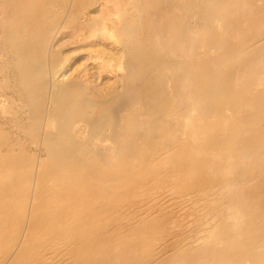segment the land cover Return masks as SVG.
Wrapping results in <instances>:
<instances>
[{"label": "bare ground", "instance_id": "6f19581e", "mask_svg": "<svg viewBox=\"0 0 264 264\" xmlns=\"http://www.w3.org/2000/svg\"><path fill=\"white\" fill-rule=\"evenodd\" d=\"M0 264H264V0H0Z\"/></svg>", "mask_w": 264, "mask_h": 264}, {"label": "rangeland", "instance_id": "374dc122", "mask_svg": "<svg viewBox=\"0 0 264 264\" xmlns=\"http://www.w3.org/2000/svg\"><path fill=\"white\" fill-rule=\"evenodd\" d=\"M216 33H218V32H216ZM200 36H201V37H200ZM198 37H200V38L196 39L195 41H191L189 44L192 45V46H196L197 44H206L207 42L209 43L208 35H206V34H205V36H204V35H198ZM191 48H193V47H191ZM84 51H85V50H84ZM191 51H192V52H190L189 55H191V57H193L194 54H195V53H194V48H193ZM202 51H203V49H202ZM202 51H201V52H202ZM85 52H87V51H85ZM82 54H84V53H82ZM85 56H87V54H84V55H83V58H85ZM199 56H200V57H203L204 54H199ZM75 60H76V59H75ZM73 61H74V60H73ZM83 61H84V60H83ZM193 61L196 62L195 58L193 59ZM81 62H82V61H81ZM79 63H80V62H79ZM71 64H72V66H71ZM76 64L79 65L78 62H77ZM76 64H73L72 62H71V63H70V62H67V66H68V68L71 67L72 69H73V67L76 68V67H75ZM64 65H66V63H65ZM73 65H74V66H73ZM77 65H76V66H77ZM61 66L63 67V68L60 67V68H62V70L59 69V71H58V73H57V75H58V77H59V78L57 77V81L59 80L60 83H61V81H62V82H65V81L67 80V77H65L63 74L66 73L65 75H67V74L71 73V72H70L71 68H70V70H68V71H69V73H68V72L66 71V67H67V66L64 67L63 64H62ZM69 66H70V67H69ZM68 68H67V69H68ZM73 70H74V69H73ZM73 70H71V71H73ZM61 71H62V72H61ZM64 71H65V72H64ZM63 72H64V73H63ZM61 75H63V77H62ZM69 75H70V74H69ZM61 77H62V78H61ZM60 78H61V79H60ZM68 79H69V76H68ZM59 81H58V82H59ZM33 151H34V150H33Z\"/></svg>", "mask_w": 264, "mask_h": 264}]
</instances>
